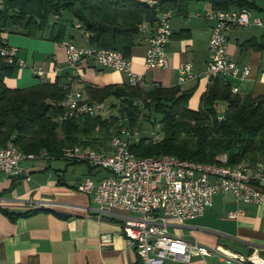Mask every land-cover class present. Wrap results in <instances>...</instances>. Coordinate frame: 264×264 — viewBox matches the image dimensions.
Masks as SVG:
<instances>
[{
	"label": "crops",
	"instance_id": "0c3cea01",
	"mask_svg": "<svg viewBox=\"0 0 264 264\" xmlns=\"http://www.w3.org/2000/svg\"><path fill=\"white\" fill-rule=\"evenodd\" d=\"M158 2L159 0H138ZM262 1L263 6L258 2ZM259 10H251L252 19L261 20L264 25V0L256 2ZM212 9L208 3L191 2L185 13L171 11L170 28L172 37L165 48L167 65L162 70L148 71L144 66L149 33L139 32L134 38L130 69L144 77L146 86L159 83L163 87L178 86L182 90L194 89L197 99L194 109L199 107L200 97L206 91L208 82L204 78L178 85V66L183 62L193 65L198 73L209 60L208 48L211 23L198 14ZM235 9V8H231ZM255 11H260L263 18ZM256 14V15H255ZM177 16V18L174 17ZM58 18L53 17L52 22ZM59 22L65 26V35L60 42L49 39L51 28H46L36 36H28L23 29L12 28L3 36L10 46L18 48V58L26 67L18 68L14 75L4 80L10 89H24L40 83L58 81L60 86L84 92L86 87L103 88L108 85L126 83V76L110 68L82 61L77 68V76L66 62L64 45L72 43L78 48H91L88 35L78 29L79 23L69 13H62ZM144 25L151 27L148 22ZM256 27V26H255ZM257 31L253 26L233 29L227 38L226 51L230 59L239 66H248V78L231 80L240 97L264 98V52L253 49L241 50L240 44L261 40L264 28ZM30 68H41V82L32 76ZM190 99V100H191ZM108 106L117 103L113 99L104 101ZM192 109V108H191ZM69 164L60 161L22 162L30 180L8 177L0 173V208L10 213H24L38 204L43 208L28 217L10 220L0 211V264H135L137 256L121 233V224L128 213L111 210L100 213L95 210L91 198L75 190L82 179L68 181L65 172ZM53 172V173H51ZM81 178L91 177L95 181L105 177L106 172L88 168ZM46 176L35 179V174ZM48 175V176H47ZM264 187V184H263ZM231 211L243 214L230 219ZM172 235L195 241L207 248H220L224 252L250 255L258 249V256L264 259V215L255 204L235 202L230 193L214 195L212 205L204 214L182 225L169 228ZM109 236L103 242L102 236ZM164 264H227L219 256L212 254L194 258L187 263L166 260Z\"/></svg>",
	"mask_w": 264,
	"mask_h": 264
},
{
	"label": "trees",
	"instance_id": "16d2710c",
	"mask_svg": "<svg viewBox=\"0 0 264 264\" xmlns=\"http://www.w3.org/2000/svg\"><path fill=\"white\" fill-rule=\"evenodd\" d=\"M191 2L208 3L215 10H259L257 0H159L154 6L138 0H0V33L18 28L33 37L50 27L49 39L60 42L65 26L58 19L62 13H69L88 35L91 47L120 51L129 58L140 25H153L161 11L184 14ZM53 17L58 19L52 22ZM239 47L264 52V34L261 40H249ZM17 69L0 58V149L12 145L24 154L46 151L59 156L65 147L106 148L109 139L119 133L122 121L140 133L138 142L130 147L137 157L170 155L214 164L225 154L231 165L264 161V98L233 94L230 80H212L196 110L189 107L194 89L163 87L159 83L146 88L130 87L127 83L86 87L83 93L94 101L115 100L117 103L110 107L116 115H84L60 122L53 102L63 100L69 90L58 81L10 89L4 80ZM133 100H140L142 105H133ZM220 102L225 104L222 115L217 111ZM150 112L161 116L158 140L144 134V124H152ZM0 211L14 221L43 208L24 213H10L2 208Z\"/></svg>",
	"mask_w": 264,
	"mask_h": 264
},
{
	"label": "built area",
	"instance_id": "2783aa9c",
	"mask_svg": "<svg viewBox=\"0 0 264 264\" xmlns=\"http://www.w3.org/2000/svg\"><path fill=\"white\" fill-rule=\"evenodd\" d=\"M154 6L157 2H149ZM200 18L211 23L208 48L210 57L203 70L196 73L189 62L178 66V85L204 78L208 84L217 78L242 81L248 78V66H239L227 54L226 44L229 33L235 28L249 26L263 27L261 20L252 19L251 10L210 9L198 14ZM171 11L157 14L154 24H144L139 32L149 33L144 66L148 71L162 70L167 65L166 45L172 37L170 21ZM82 32L81 26H77ZM85 33V32H84ZM66 62L77 76V68L82 61L110 68L126 76L130 87L145 88L144 77L134 74L130 61L122 52L102 48H78L72 43L64 45ZM18 48L10 46L3 33H0V58L8 65L17 68L26 67L18 58ZM33 77L40 82L43 78L41 68H30ZM237 94L235 87L231 88ZM133 105L141 106L140 100H133ZM58 110V121H67L77 116H101L109 118L112 108L105 102L92 100L80 90H70L61 101L53 102ZM120 123L119 133L113 135L106 148L93 149L81 146L65 147L59 156H52L46 151L38 154H24L9 145L0 149V173L8 177L29 175L24 171V160H63L69 164H86L92 170L105 171V177L95 181L85 178L75 186V190L88 195L95 210L107 213L111 210L128 213L121 224V233L126 244L136 256L135 264H164L166 260L187 263L194 258L215 254L227 264H264V259L254 249L250 255H238L224 252L220 248L210 249L195 241L185 240L172 235L169 228L182 225L186 221L201 217L212 205L214 195L230 193L235 202L257 205L264 215V161L255 163H228V156L223 154L214 164H202L191 160H182L175 156L137 157L130 147L138 142L140 133ZM157 132H150L152 140L159 139ZM35 208H41L38 204ZM241 211H231L230 219L242 215ZM109 236H102L103 242H109Z\"/></svg>",
	"mask_w": 264,
	"mask_h": 264
},
{
	"label": "rangeland",
	"instance_id": "374dc122",
	"mask_svg": "<svg viewBox=\"0 0 264 264\" xmlns=\"http://www.w3.org/2000/svg\"><path fill=\"white\" fill-rule=\"evenodd\" d=\"M260 5L263 6V3L262 1H259L258 2ZM254 12V11H253ZM255 13L262 17L263 18V14L260 12V11H255ZM202 14V13H200ZM255 14V15H256ZM175 18H177L176 15H174ZM173 18V17H172ZM254 28L257 30V31H261L260 28L258 27H255ZM7 32H10V29L7 30ZM197 99L196 98H192L190 101H189V107L194 109V106H195V103H196ZM225 110V104L220 102L217 106V111H218V114L219 115H222L223 112ZM112 113L114 115H116V110L113 108L112 109ZM160 115H156L154 114L153 112H150V120H152V124L151 122L150 123H145L144 124V134H149L150 132H153V131H156L157 132V126L159 125V121H160ZM159 137H160V134H159ZM24 161H31V162H42V161H47V160H42V159H35V160H24ZM23 161V162H24ZM50 162L52 161H60V162H64L63 160H49ZM89 167L86 165V164H76V165H72V166H68L67 168V171L65 172V177L68 179V181H74L75 179H82L84 180V178H81L86 172V170L88 169ZM53 173V172H51ZM54 174V173H53ZM36 177H33L32 179L35 180V179H42L44 180L46 178V176H43L42 174L40 175V173L38 174H35ZM48 176V175H47Z\"/></svg>",
	"mask_w": 264,
	"mask_h": 264
}]
</instances>
